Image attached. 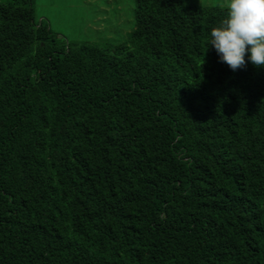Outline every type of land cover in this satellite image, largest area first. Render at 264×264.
Instances as JSON below:
<instances>
[{
    "label": "trees",
    "instance_id": "trees-1",
    "mask_svg": "<svg viewBox=\"0 0 264 264\" xmlns=\"http://www.w3.org/2000/svg\"><path fill=\"white\" fill-rule=\"evenodd\" d=\"M224 14L134 0L98 43L0 0V264H264V68L206 50Z\"/></svg>",
    "mask_w": 264,
    "mask_h": 264
},
{
    "label": "rangeland",
    "instance_id": "rangeland-1",
    "mask_svg": "<svg viewBox=\"0 0 264 264\" xmlns=\"http://www.w3.org/2000/svg\"><path fill=\"white\" fill-rule=\"evenodd\" d=\"M198 5L222 0H189ZM134 0H33L35 18L59 37L118 43L133 27Z\"/></svg>",
    "mask_w": 264,
    "mask_h": 264
},
{
    "label": "clouds",
    "instance_id": "clouds-1",
    "mask_svg": "<svg viewBox=\"0 0 264 264\" xmlns=\"http://www.w3.org/2000/svg\"><path fill=\"white\" fill-rule=\"evenodd\" d=\"M221 7L225 14L210 28L206 50L211 46L233 71L246 61L264 68V0H222Z\"/></svg>",
    "mask_w": 264,
    "mask_h": 264
}]
</instances>
